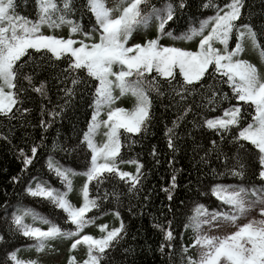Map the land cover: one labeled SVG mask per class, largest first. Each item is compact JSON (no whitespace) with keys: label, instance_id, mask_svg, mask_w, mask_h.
<instances>
[{"label":"snow or ice","instance_id":"snow-or-ice-1","mask_svg":"<svg viewBox=\"0 0 264 264\" xmlns=\"http://www.w3.org/2000/svg\"><path fill=\"white\" fill-rule=\"evenodd\" d=\"M29 3L32 15L19 14ZM153 25L155 34L148 36ZM65 26L67 35L57 34ZM140 32L145 35L135 39ZM185 41L193 47L181 46ZM248 50L258 54L260 65L243 58ZM38 76L45 79L33 87ZM53 80L62 102L40 105V139H33L29 149L18 148L12 140L31 111L22 107L28 87L49 99L45 85ZM24 81L28 87H18ZM128 95L132 106H117ZM157 103L161 119L170 109L177 114L163 131L168 172L159 192L167 203L162 200L159 209L148 212L155 185L147 186L146 165L138 155L124 160L122 148L141 143L161 122ZM65 119L71 134L61 141ZM0 120L5 122L0 141L20 162L8 183L50 206L45 215L19 201L0 205V264H39L21 258L20 251L40 253L58 240L69 242L66 264H141L137 257L153 249L145 242L138 250L136 234L128 242V225L118 210L124 196L133 217L135 199L140 214L154 221L155 253L162 264H264V0H115L112 7L106 0H0ZM58 123L49 146L46 135ZM101 129L103 138L97 141ZM40 148L47 149L44 165L51 177L25 182ZM57 152L77 160L82 156L81 170L61 164ZM157 154L153 145L150 155L159 166ZM178 155L189 161L183 184L185 169L175 167ZM124 163L134 165V172L122 170ZM76 176L83 177L79 188ZM113 180L111 189L103 187ZM73 191L79 194L78 206L69 198ZM109 204L116 205L110 211L119 224H96L99 235L86 233L96 219L90 213L103 216ZM253 213L258 218H249ZM189 230L191 242L185 243ZM19 238L31 243L15 247ZM81 245L86 252L77 261L71 253ZM192 248L195 255L189 254Z\"/></svg>","mask_w":264,"mask_h":264},{"label":"trees","instance_id":"trees-1","mask_svg":"<svg viewBox=\"0 0 264 264\" xmlns=\"http://www.w3.org/2000/svg\"><path fill=\"white\" fill-rule=\"evenodd\" d=\"M107 1L108 0H106V3ZM27 2L28 0H20L21 4L27 3ZM153 2H155V0H153ZM190 3L194 4L195 0H190ZM112 6H109V7H112ZM30 8H31V5L29 3V8L21 7L20 9H18V13L25 15V16H31L32 13L30 11ZM196 11L197 9L195 7L191 8L192 13H195ZM209 14H211L210 11L205 12V15H209ZM84 23L87 24V18H85ZM168 27L176 28V25L169 24ZM45 31H47V29H45ZM57 34L66 36L67 26L63 27L62 29L57 30ZM136 34H138V37L136 38L137 40L140 39L143 35H145V33L143 32L136 33ZM146 34L148 36H152L155 34L154 25H153V28L150 29ZM164 42L169 43L170 41L165 39ZM231 42L234 44V37ZM181 46L191 48L193 47V42L185 41L181 44ZM252 53L254 54V56H256V53L248 50L243 54V58L249 59L251 62L256 63L257 65H260L261 62H260L259 56H258V59H255ZM249 55L252 56V58L254 59L250 58ZM44 79H45L44 76H38L36 80L34 81L33 87L40 86V81ZM19 86L28 87V82L24 81L23 84L18 85V87ZM45 89L46 90L50 89V91L48 92V96L51 101L50 103H49V99L42 100L40 94L32 91V87H28V91L26 95H24V99L26 100V103L22 105V107L29 108L31 109V111L28 114H26L23 119V125H26V127L18 126L15 131L12 143L14 145H17L18 148L29 149L32 145L33 139L37 141L40 139V135H39L40 134V127H39L40 105L43 103L47 107L50 108L52 105L62 102V101H59V102L57 101V95L59 93L57 91V88L55 87L54 80L48 81L45 85ZM77 102L79 103V94L77 96ZM132 104H133V98L130 95H128L125 97H121V99L118 101L117 106L130 108ZM85 107L86 105L80 108V112L78 116L80 124L78 126L83 125ZM13 110L14 111L16 110V106H14ZM154 110H155L157 118L161 119L160 117L161 109L158 103L155 105ZM176 114H177L176 109H170L166 113L165 117L161 119V122L158 125L154 124L153 126L149 128L147 137L142 139L141 143L133 144L130 148L129 147L122 148V158L124 160H128L129 158L138 155L139 162L142 165H146V167L144 168V172L147 174L146 175L147 186L152 187L153 185H155L153 205L149 207L148 212H152L154 209H159L161 206V201L164 200L163 193L159 192V188L161 187L163 182L167 179V172H168V165H167L168 149H167L166 141L163 135V131H164V124L167 122H170L176 116ZM216 114H220V113H216ZM45 118H47L46 115H45ZM191 119H192V116L189 115L187 117V120L191 121ZM4 123H5L4 121L0 120V130H3L2 125ZM12 123L16 124L17 121L13 120ZM62 123H63V128H62V134L60 136L61 141L64 140V137L66 135L71 134L69 131L70 126L67 123V119H65ZM188 126L190 127V124ZM57 127H60L59 123L51 129V132L49 134L46 135V139L44 141L45 144L49 146L51 145V141H52L53 136H55ZM25 131L29 133L28 137H24L23 133ZM102 138H103V129H101V131L98 133L96 139L97 141H100ZM136 138H140L139 134H137ZM197 139H199L198 134H197ZM153 145L156 146L157 153H158L156 159H159L162 162L159 166L155 164L153 157L150 155ZM38 155L40 159L37 160L35 163H33L29 167L28 172L25 174V182L28 179H31L32 176H38L40 179H43V180H48L51 177V174L48 172L47 168L44 165V160L48 155L47 149L45 148L38 149ZM54 155H55L56 160H58L61 164L71 166L77 171L81 170L79 165L83 163L82 156L80 160H77L75 156L69 157L59 152L55 153ZM176 159L178 163H176L175 167L185 169L183 175L181 176V183L183 184L184 177L188 175L186 169L189 166V161L187 157H183L181 155H178ZM119 167L125 171L134 172L135 170L134 165L128 164V163L120 164ZM4 169H8L7 175L2 174ZM149 169H151L150 173H149ZM19 170H20V162L16 158L15 150L10 152L8 149V146L4 144L3 141H0V205H3L6 199L10 203H15L19 201L20 203L33 207L38 212L47 215L50 210V206L47 203L41 202L39 199H33L31 197L23 195L22 188L20 185L13 186L8 183V176H11L19 172ZM50 182L55 187H58V188L61 187L59 181L55 178H51ZM226 182H232V181L228 180ZM73 183H74L75 188H79L83 183V177L81 176L74 177ZM114 183H115V180H113L111 183L105 182L103 187L111 189ZM5 185H7L6 190L9 193L7 197L4 196ZM120 191H124V188L122 185L120 186ZM95 193H96L95 187L91 186L90 195H94ZM69 198L74 204L78 206V203L80 200L78 192L76 191L71 192L69 194ZM181 198H184L183 192L181 193ZM164 202L167 203L166 200H164ZM105 203L107 204L108 202H105ZM131 204L133 205V210L137 212V216L135 217H133L131 212L129 211V207H128L129 199L127 196L123 197L122 199L123 206L118 209L121 212V217L124 223L128 225V232H129L128 242L131 243L132 235L136 234L137 236L136 244H137L138 250H139V245L144 244L145 242H147L148 244L152 246L153 252L151 254H149L145 250L143 253H141L137 257L138 261H140L141 264H143L144 261H146L147 264H162L163 258L155 253V249H156L157 244L159 243V240H158L156 230H154L151 226L152 223H154V221L149 220V216L147 213L143 215L140 214V209L136 205L135 199L131 201ZM110 209L115 210L116 205L109 204L108 207L104 209L105 214L103 216H101L98 212H95V210H93V212L90 214L95 215L96 219L94 220V223L91 225H88L84 229V231L88 234L99 235L100 232H99V229L95 227L96 224L103 223L109 228L113 226H117L120 221L115 219V217L111 215ZM2 215H3V211L0 210V216ZM172 227L175 229L176 225L173 224ZM190 236H191V231L189 230L188 234L183 237V240L185 243L191 242ZM177 239L179 240V237H177ZM29 243L31 242L26 240L25 238H19L15 241L14 246L19 247L21 245H26ZM49 245H50L49 247H46L40 253H37L35 249H29L25 247L23 250L20 251L19 255L23 259H37L39 261V255L46 254L47 252H50L51 254H56V255L62 254L61 260L58 262H52V264H66V260L69 255V251H68L69 242L64 241V240L50 241ZM85 252H86V249L84 248L83 245H81V246H78L77 249L72 250L71 254L77 259V261H79L84 258ZM189 254L195 255V248L189 249ZM176 259L177 260L179 259L178 255Z\"/></svg>","mask_w":264,"mask_h":264},{"label":"rangeland","instance_id":"rangeland-1","mask_svg":"<svg viewBox=\"0 0 264 264\" xmlns=\"http://www.w3.org/2000/svg\"><path fill=\"white\" fill-rule=\"evenodd\" d=\"M112 4H114L113 0H108L107 1V6H112ZM137 37H138V34L135 35V39ZM250 55H249V57L252 58V56H250ZM252 55H253V57L255 59H258V55L257 54H256V56H254V54L252 53ZM254 58H252V59H254ZM253 217L258 218V214L253 213L252 216H250L249 218H253ZM241 222H243V221H241ZM226 227L231 228V225H227ZM211 234H217V232L215 230H213L211 232ZM196 252H197V249H195V254H196ZM61 258H62V254L56 255V254H51L50 252H47L46 254L39 255V263L40 264H52V262L60 261Z\"/></svg>","mask_w":264,"mask_h":264}]
</instances>
